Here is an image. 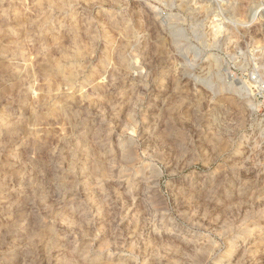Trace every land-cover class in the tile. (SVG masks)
Instances as JSON below:
<instances>
[{"label":"rangeland","instance_id":"rangeland-1","mask_svg":"<svg viewBox=\"0 0 264 264\" xmlns=\"http://www.w3.org/2000/svg\"><path fill=\"white\" fill-rule=\"evenodd\" d=\"M0 264H264V0H0Z\"/></svg>","mask_w":264,"mask_h":264}]
</instances>
